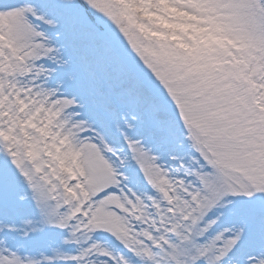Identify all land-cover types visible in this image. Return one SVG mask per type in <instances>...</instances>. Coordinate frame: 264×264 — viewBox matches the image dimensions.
<instances>
[{"label":"snow or ice","instance_id":"obj_1","mask_svg":"<svg viewBox=\"0 0 264 264\" xmlns=\"http://www.w3.org/2000/svg\"><path fill=\"white\" fill-rule=\"evenodd\" d=\"M0 264H264V0H0Z\"/></svg>","mask_w":264,"mask_h":264}]
</instances>
